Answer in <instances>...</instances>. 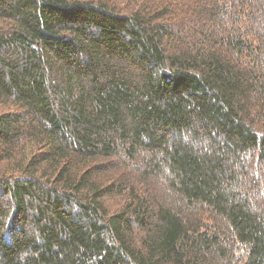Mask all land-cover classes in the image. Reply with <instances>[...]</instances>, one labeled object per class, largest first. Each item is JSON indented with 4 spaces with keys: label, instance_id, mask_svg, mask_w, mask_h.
Instances as JSON below:
<instances>
[{
    "label": "trees",
    "instance_id": "obj_1",
    "mask_svg": "<svg viewBox=\"0 0 264 264\" xmlns=\"http://www.w3.org/2000/svg\"><path fill=\"white\" fill-rule=\"evenodd\" d=\"M262 21L0 0V264H264Z\"/></svg>",
    "mask_w": 264,
    "mask_h": 264
},
{
    "label": "rangeland",
    "instance_id": "obj_2",
    "mask_svg": "<svg viewBox=\"0 0 264 264\" xmlns=\"http://www.w3.org/2000/svg\"><path fill=\"white\" fill-rule=\"evenodd\" d=\"M261 24H262V34L264 35V21H262ZM141 190H142V188H141Z\"/></svg>",
    "mask_w": 264,
    "mask_h": 264
}]
</instances>
